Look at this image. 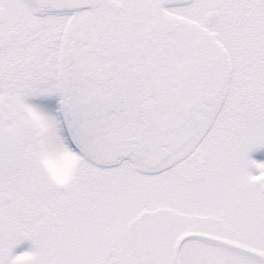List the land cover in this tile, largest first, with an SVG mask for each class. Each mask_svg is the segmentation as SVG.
Returning <instances> with one entry per match:
<instances>
[{
    "label": "snow or ice",
    "instance_id": "1",
    "mask_svg": "<svg viewBox=\"0 0 264 264\" xmlns=\"http://www.w3.org/2000/svg\"><path fill=\"white\" fill-rule=\"evenodd\" d=\"M0 264H264V0H0Z\"/></svg>",
    "mask_w": 264,
    "mask_h": 264
}]
</instances>
